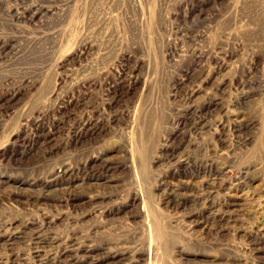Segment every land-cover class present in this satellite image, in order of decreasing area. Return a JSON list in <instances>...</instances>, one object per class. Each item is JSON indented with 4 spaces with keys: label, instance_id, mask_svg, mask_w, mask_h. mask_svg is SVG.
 Returning a JSON list of instances; mask_svg holds the SVG:
<instances>
[{
    "label": "rangeland",
    "instance_id": "obj_1",
    "mask_svg": "<svg viewBox=\"0 0 264 264\" xmlns=\"http://www.w3.org/2000/svg\"><path fill=\"white\" fill-rule=\"evenodd\" d=\"M0 264H264V0H0Z\"/></svg>",
    "mask_w": 264,
    "mask_h": 264
},
{
    "label": "bare ground",
    "instance_id": "obj_2",
    "mask_svg": "<svg viewBox=\"0 0 264 264\" xmlns=\"http://www.w3.org/2000/svg\"><path fill=\"white\" fill-rule=\"evenodd\" d=\"M210 113V112H209ZM204 125V124H203ZM246 126V125H245ZM209 200V199H208ZM168 206V205H167ZM53 208V207H52ZM125 218V217H124ZM34 236V235H33ZM40 243V242H39ZM42 251V250H41Z\"/></svg>",
    "mask_w": 264,
    "mask_h": 264
}]
</instances>
